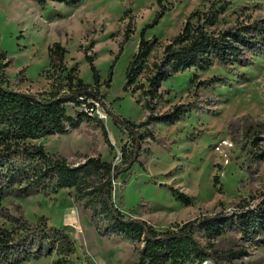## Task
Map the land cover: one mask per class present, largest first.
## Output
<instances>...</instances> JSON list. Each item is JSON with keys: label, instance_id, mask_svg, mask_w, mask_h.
<instances>
[{"label": "rangeland", "instance_id": "obj_1", "mask_svg": "<svg viewBox=\"0 0 264 264\" xmlns=\"http://www.w3.org/2000/svg\"><path fill=\"white\" fill-rule=\"evenodd\" d=\"M205 2L49 0L42 7L35 0H0V48L11 59L7 72L14 86L32 92L50 90L54 79L52 70L48 71V47L60 42L68 51V67H75L85 82L94 83L86 56L93 57L102 82L112 71L109 85L104 83L100 91L115 113L139 123L174 105L188 108L173 123L148 125L163 144L143 142L148 151L113 182L112 200L123 214L146 219L161 230L177 229L189 220L220 212L232 213L244 199L264 195V159L255 157L251 142L252 132L257 133L264 149L263 49H250L245 66L214 63L177 72L161 84L162 95L152 102L153 109L140 90H124L126 70L138 50L142 31L146 38L155 37L165 44ZM224 6L220 29L255 21H263L264 26V0H227ZM161 11L165 13L154 22ZM161 45L151 55H161ZM139 82L146 83L141 77ZM80 109L68 105L71 115ZM94 115L103 120L113 147L101 128L86 121L67 134L46 135L35 142L70 162H80L87 155L120 162L122 147L130 140L127 132L103 110L97 109ZM25 183L10 185V193L0 204V226L12 231L0 264H58L60 259L66 264L138 263L131 241L100 234L91 210L75 200L74 189L48 194L30 190L18 195V188ZM173 189L193 200H180ZM49 226L62 228L71 236V252L65 243H56L52 254L35 256L37 250L50 246L44 233ZM195 235L208 250L213 243L224 254L226 264H264V245L247 241L236 228L213 237L196 229ZM229 252L238 253L237 257ZM202 264L214 263L205 260Z\"/></svg>", "mask_w": 264, "mask_h": 264}, {"label": "trees", "instance_id": "obj_2", "mask_svg": "<svg viewBox=\"0 0 264 264\" xmlns=\"http://www.w3.org/2000/svg\"><path fill=\"white\" fill-rule=\"evenodd\" d=\"M35 1L45 7L49 0ZM226 1L206 0L202 8L188 15L181 31L165 44L155 37L146 38L143 30L138 50L126 70L124 90H140L148 107L153 109L152 102L162 95L161 84L179 71L192 67L204 69L214 63L248 65L246 53L250 49L264 50L263 21L220 29L218 22ZM164 11L157 13L154 22L162 17ZM159 45L162 46L161 55H151ZM67 52L60 42L48 47V71L52 70L54 79L52 88L32 92L14 86L7 72L11 59L8 52L0 48V204L11 191L8 187L20 181L29 187L18 188V195L27 194L30 190L48 194L50 191L57 193L61 189H74L75 200L82 201L91 210L101 235L120 236L132 242L138 253L137 264H187L190 261L202 264L205 260L226 264L224 254L219 253L213 243H210L211 250L202 245L195 235L196 229L213 237L236 228L247 241L264 245V195L244 199L232 213L220 212L189 220L177 229L161 230L146 219L126 217L112 200L114 180L148 151L143 148V142L163 144L148 125L173 123L186 114L188 108L174 105L162 114H149L139 123L123 117L112 110L105 100L106 94L100 91L101 85H109L112 71L102 82L93 57L86 56L94 80L93 84L87 83L75 67H68ZM138 77L144 78L147 84L137 83ZM69 104L81 108L76 115L69 114ZM97 109L103 110L129 136L130 140L122 147L120 162L104 161L100 155H87L80 162H70L65 156L51 153L43 144L35 142L46 135L67 134L86 121L101 128L106 142L113 147L103 120L94 115ZM252 134L255 157L264 159L260 137L257 133ZM173 190L180 200L186 203L193 200L183 192ZM10 231L0 226V263L10 245ZM44 233L50 246L37 250L35 256L52 254L56 243H65L67 251H72L73 240L62 228L49 226ZM229 254L237 257L238 253ZM61 263L66 264V261L58 260V264Z\"/></svg>", "mask_w": 264, "mask_h": 264}, {"label": "bare ground", "instance_id": "obj_3", "mask_svg": "<svg viewBox=\"0 0 264 264\" xmlns=\"http://www.w3.org/2000/svg\"><path fill=\"white\" fill-rule=\"evenodd\" d=\"M106 117V116H105ZM110 264V263H109Z\"/></svg>", "mask_w": 264, "mask_h": 264}]
</instances>
